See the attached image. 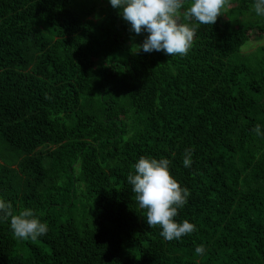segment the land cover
<instances>
[{
  "label": "trees",
  "instance_id": "1",
  "mask_svg": "<svg viewBox=\"0 0 264 264\" xmlns=\"http://www.w3.org/2000/svg\"><path fill=\"white\" fill-rule=\"evenodd\" d=\"M227 0L184 56L139 51L108 0H0V197L49 225L0 264H264V17ZM251 31V33H250ZM253 33V34H252ZM194 150L190 168L182 164ZM141 156L170 160L196 226L167 241L127 183ZM203 245L204 255L195 248Z\"/></svg>",
  "mask_w": 264,
  "mask_h": 264
},
{
  "label": "clouds",
  "instance_id": "2",
  "mask_svg": "<svg viewBox=\"0 0 264 264\" xmlns=\"http://www.w3.org/2000/svg\"><path fill=\"white\" fill-rule=\"evenodd\" d=\"M113 9L130 25L136 35L146 33L139 51L162 52L165 55L184 56L190 50L197 25L215 24L227 5V0H108ZM252 11L264 17V0H254ZM252 131L264 139V125L257 124ZM194 150L186 149L182 164L190 168ZM131 192L139 208L146 210V223L150 228L159 226L160 235L167 241L180 240L193 233L196 226L188 220L178 221L189 200L190 191L172 175L170 160L141 156L134 164V172L127 176ZM0 222H8L13 235L19 240H36L48 234L49 225L31 208L15 212L13 204L0 197ZM198 255L206 248L198 245Z\"/></svg>",
  "mask_w": 264,
  "mask_h": 264
},
{
  "label": "rangeland",
  "instance_id": "3",
  "mask_svg": "<svg viewBox=\"0 0 264 264\" xmlns=\"http://www.w3.org/2000/svg\"><path fill=\"white\" fill-rule=\"evenodd\" d=\"M250 33H251V31H250ZM257 36H258V34H255V33L251 36L250 41L248 42L247 45H245V47L243 49L244 53L252 52V51L256 50L259 45L264 44V36L260 37V39H257Z\"/></svg>",
  "mask_w": 264,
  "mask_h": 264
}]
</instances>
